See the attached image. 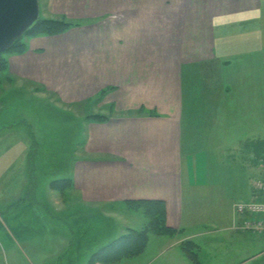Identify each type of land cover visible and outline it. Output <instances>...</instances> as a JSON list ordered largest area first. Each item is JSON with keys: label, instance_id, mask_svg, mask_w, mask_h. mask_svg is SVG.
Returning <instances> with one entry per match:
<instances>
[{"label": "crops", "instance_id": "0c3cea01", "mask_svg": "<svg viewBox=\"0 0 264 264\" xmlns=\"http://www.w3.org/2000/svg\"><path fill=\"white\" fill-rule=\"evenodd\" d=\"M49 7L53 15L99 25L84 29L85 40L71 31L68 40L34 39L14 70L37 80L56 77L54 90L68 84L63 104L84 106L88 118L83 155L62 179V206L50 188L58 179L49 182V208L28 192L32 165L9 166L0 179V226L8 232L9 222L27 214L31 220L35 207L53 221L70 210L67 253L74 256L87 233L77 232L73 220L82 213L95 224L89 232H99V241H86L81 260L91 264L108 246L119 251L124 238L106 208L119 213L130 203L160 201L167 226L178 233H148L144 250L127 260L142 264L155 237L147 264H264V234L245 229L246 217L236 211L239 202L264 199L256 188L264 183V0H50ZM107 17L108 24L100 21ZM97 98L111 113L106 122H92ZM20 153L27 163L26 140ZM99 220L115 230L105 232ZM186 241L195 243L197 260Z\"/></svg>", "mask_w": 264, "mask_h": 264}, {"label": "rangeland", "instance_id": "374dc122", "mask_svg": "<svg viewBox=\"0 0 264 264\" xmlns=\"http://www.w3.org/2000/svg\"><path fill=\"white\" fill-rule=\"evenodd\" d=\"M39 1V18L41 20H55L59 18V16L51 13L49 7L50 0ZM210 4L211 2H209L208 8ZM108 18L100 21L108 24L106 22ZM71 21L78 25L73 26L67 32L59 35H41L36 37L24 35L20 39V42L26 46V50L23 53H16L14 50L9 49L0 54V128H6L7 130L1 140L3 141L2 146L6 150H4V153L0 152V179L9 166L16 167L26 164L30 167L32 165V171L28 169L27 175L30 188L28 192L34 190V195H38V197L36 196L37 201L43 202L46 208H49L47 207V204H49L47 203L49 192L48 184L54 179H58V181H55L50 188L53 189L52 191L58 193L53 195V199H56L53 201L56 205L60 204L62 206L63 204L65 195L62 193L66 190V186L61 184L64 183L62 179L66 180L73 165V160L75 161L79 155H83L85 130L89 124L87 123L88 118L83 114L85 113L84 106L68 108L67 105L65 106L63 104V102L69 100L68 94H65L66 89H68L67 83H63V87L59 86V90L57 89L58 87L54 90L52 89V84L58 86L56 77H41L38 81L35 77L19 76L15 73L14 62L20 56H26L31 52V44L34 42V39L47 40L58 36H66L71 31L72 34L69 35L73 39L85 40L84 29L90 25H99L98 20L80 19ZM61 38L68 40L67 36ZM42 51L39 50L37 53L40 54ZM185 73H187L186 69ZM63 89L65 92L62 91ZM105 91L103 90L101 92L102 96L106 95ZM98 96H101V94L99 93ZM99 98L95 102V111L92 107L89 108L91 109V113L102 115L111 114L109 110L102 107L103 104L99 101ZM89 109H87V113L90 111ZM92 122L98 121L92 119ZM25 140L28 143L29 152L27 163L21 157L22 153H20L21 144ZM4 193V185L2 186L0 184V203L3 202ZM130 205L124 207L123 212L118 211L119 213H116L117 210L115 207L113 209H110L111 207L106 208L109 211L107 213L115 218L114 220L118 227L117 230L120 229L121 232H124V237H127L131 232L142 231L144 229H147L149 234L156 236V238L163 237L170 239L175 237L153 232L151 230V220L141 209L137 211V208ZM69 212L70 210H63L60 212V215H57L60 221H53L52 217H46L44 212H40V208L35 207V210L30 209L31 220L29 219L30 215L28 216L27 214L25 217L28 219L26 220L19 218L16 221L9 222L10 224L6 228L8 232L5 231L4 224L0 226V264H82L81 260L85 256V252L89 249L86 241L88 240V242L93 243L99 241V238H97L98 235L94 236L95 233L99 234V232H94V234L93 232H89L90 229L93 231L95 226L90 221L91 218H88V221L84 222L83 214L76 213L73 220L76 222L77 230L82 229V232L87 230V233L85 237L81 236L82 239H80L81 237L79 238L83 242L81 251H75L74 256V250L67 253L70 248V245H67V241L72 239L70 237L72 234L70 227H74V221L72 222L73 225L67 222L70 215ZM70 217L72 216L70 215ZM98 222L102 225V230H105V232L109 229L115 230L108 221L104 223V221L99 220ZM41 231L44 232V235L40 233ZM77 232H80V230ZM105 232H102V237H104ZM111 233L114 235V232H107L108 236L111 237ZM40 237H42L43 242H41L42 239ZM110 237L106 239H110ZM128 238L124 240L121 238V244L131 242ZM153 240L150 242L151 245L148 252L139 260L140 263L147 264L149 257L154 253V245L156 243ZM187 243L189 241L184 242L183 245L186 247ZM77 246L75 248H78ZM37 247L38 250H36ZM59 252L62 255L57 260ZM114 255L112 252L107 251L106 257L109 256L110 258H105L104 261L97 262L100 264H134L131 260H127L133 256L116 259L111 258ZM189 255L191 256V254ZM191 258L197 260L196 257L191 256ZM151 264L165 263L157 260L154 263L151 262Z\"/></svg>", "mask_w": 264, "mask_h": 264}, {"label": "trees", "instance_id": "16d2710c", "mask_svg": "<svg viewBox=\"0 0 264 264\" xmlns=\"http://www.w3.org/2000/svg\"><path fill=\"white\" fill-rule=\"evenodd\" d=\"M78 25L77 23L72 22L70 19L66 17H59L55 20H41L40 18L34 23V25L26 32L25 35H30L32 37L41 36V35H59L67 32L73 26ZM10 50H14L16 53H23L26 50V46L24 43L18 40ZM106 92V91H105ZM104 92V93H105ZM102 94V93H101ZM93 120L98 122H106L109 118L102 114H93L91 117ZM131 206L137 209H141L144 214L151 220V230L160 235H168L175 236L178 232L174 229H171L167 226L166 223V208L165 204L160 201H144V202H136L130 203ZM149 231L147 229L143 231H135L131 232L127 235L128 240L131 242L122 243L119 245V251H115V247L108 246L107 250L115 254L114 256L121 257H130L135 256L137 253H140L146 247L149 241ZM127 237L122 238L123 240ZM121 241V240H120ZM119 241V243H120ZM187 251L191 254L192 257H196V252L194 250L195 244L189 242L186 245ZM121 250V251H120ZM107 251H103L101 253L105 254ZM101 253L95 254L93 256V260L91 264H95L97 261H101L100 256ZM101 254V255H100ZM104 258V257H103ZM102 258V259H103ZM107 258H110L107 256ZM100 259V260H99ZM105 259V258H104ZM116 259V258H114ZM104 261V260H103Z\"/></svg>", "mask_w": 264, "mask_h": 264}, {"label": "water", "instance_id": "95a60500", "mask_svg": "<svg viewBox=\"0 0 264 264\" xmlns=\"http://www.w3.org/2000/svg\"><path fill=\"white\" fill-rule=\"evenodd\" d=\"M39 17V0H0V54L20 40Z\"/></svg>", "mask_w": 264, "mask_h": 264}, {"label": "built area", "instance_id": "2783aa9c", "mask_svg": "<svg viewBox=\"0 0 264 264\" xmlns=\"http://www.w3.org/2000/svg\"><path fill=\"white\" fill-rule=\"evenodd\" d=\"M256 188L264 193L263 182H258ZM236 211L246 217L245 229L264 234V199L239 202L236 204Z\"/></svg>", "mask_w": 264, "mask_h": 264}]
</instances>
